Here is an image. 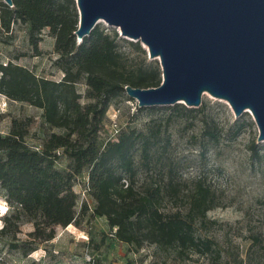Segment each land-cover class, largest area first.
I'll return each mask as SVG.
<instances>
[{"label":"trees","instance_id":"1","mask_svg":"<svg viewBox=\"0 0 264 264\" xmlns=\"http://www.w3.org/2000/svg\"><path fill=\"white\" fill-rule=\"evenodd\" d=\"M12 1V8L0 1V33H11L18 23L27 25L31 56L39 57L38 44L42 32L48 30L57 56L54 65L63 77L55 82L12 62L0 64V95L41 110L45 124L65 134L51 133L40 150L27 144L20 133L0 136V189L12 211L2 220L0 235L13 234L11 249L25 258L39 245L51 242L56 228L78 225V196L73 187L86 171L87 194L95 202L92 216L106 219L116 241L138 249L153 245L179 260L195 255L219 264L221 252L216 243L198 233L207 213L219 207L212 187L201 177L189 186L176 182L174 164L163 160L166 148L159 146L157 135L129 131L116 140L100 142L99 131L110 103L125 96L127 86L157 88L158 66L130 65L120 51L117 33L107 32L99 24L78 43L75 0ZM129 45L139 49L132 42ZM82 81L89 101L84 105L75 90ZM242 128L243 124L238 126L236 135ZM206 134L215 135L213 130ZM251 149L256 152L257 145ZM137 153L141 169L153 171L158 180L151 176L139 184ZM61 156L68 159L62 171L56 168ZM182 187L186 211L162 210L164 202L178 199ZM86 210L84 205L83 213ZM22 222L32 224L33 231L28 240L20 242L14 237Z\"/></svg>","mask_w":264,"mask_h":264},{"label":"rangeland","instance_id":"2","mask_svg":"<svg viewBox=\"0 0 264 264\" xmlns=\"http://www.w3.org/2000/svg\"><path fill=\"white\" fill-rule=\"evenodd\" d=\"M99 25L107 32L117 33L120 51L130 65L147 68L157 65L161 73L159 61L150 58L143 44L122 37L119 30L103 22ZM28 36V26L20 23L12 27L11 33H0V64L12 62L37 77L59 82L63 74L54 65L57 56L53 53L54 43L48 30L42 32L39 57L31 56ZM131 42L139 49L129 45ZM75 90L82 96L79 101L82 105L89 103L85 98L84 81L77 84ZM153 108L140 111L137 102L127 95L116 98L103 117L100 142L116 140L120 133L129 131L157 135L159 146L166 148L163 160L167 158L174 164L176 182L189 186L201 177L215 191L219 207L207 213L204 223L198 226V233L216 243L221 252L219 264H264V142L258 143L259 133L251 113L236 117L226 102L208 94L202 96L201 105L196 109L188 108L184 102ZM41 114V110L27 103L0 95V136L20 133L27 144L40 150L51 133L65 134L64 130L46 125ZM241 124L243 128L236 135ZM208 130L214 131L213 138L206 134ZM253 144L257 145L256 152L251 149ZM60 158L56 168L62 171L68 159ZM139 159L137 153L139 184L151 176L152 180H158L153 171L141 169ZM86 176V171L80 174L73 187L78 196V225L56 228L51 242L39 245V253L25 258L11 249L12 233L0 235V264H212L208 257L191 255L179 260L166 256L153 245L145 244L138 249L116 241L106 219L92 216L95 202L84 192ZM181 189L178 199L164 202L162 210L186 211L185 188ZM84 205L87 210L83 213ZM0 206L6 209L0 213L1 229L3 218L12 214L1 189ZM19 228L14 238L20 242L28 240L32 224L22 222Z\"/></svg>","mask_w":264,"mask_h":264},{"label":"water","instance_id":"3","mask_svg":"<svg viewBox=\"0 0 264 264\" xmlns=\"http://www.w3.org/2000/svg\"><path fill=\"white\" fill-rule=\"evenodd\" d=\"M13 7L12 0H3ZM77 42L103 22L139 41L159 61L157 88L125 87L138 107L202 96L222 100L236 117L250 112L264 142V0H75Z\"/></svg>","mask_w":264,"mask_h":264},{"label":"bare ground","instance_id":"4","mask_svg":"<svg viewBox=\"0 0 264 264\" xmlns=\"http://www.w3.org/2000/svg\"><path fill=\"white\" fill-rule=\"evenodd\" d=\"M6 211V209L2 206H0V213H4Z\"/></svg>","mask_w":264,"mask_h":264},{"label":"built area","instance_id":"5","mask_svg":"<svg viewBox=\"0 0 264 264\" xmlns=\"http://www.w3.org/2000/svg\"><path fill=\"white\" fill-rule=\"evenodd\" d=\"M86 184H87V181H86ZM87 190H88V189H85V191H84V192H85V193H87Z\"/></svg>","mask_w":264,"mask_h":264},{"label":"crops","instance_id":"6","mask_svg":"<svg viewBox=\"0 0 264 264\" xmlns=\"http://www.w3.org/2000/svg\"><path fill=\"white\" fill-rule=\"evenodd\" d=\"M41 50V49H40ZM35 253H39V251H35L34 253H32V254H35Z\"/></svg>","mask_w":264,"mask_h":264}]
</instances>
